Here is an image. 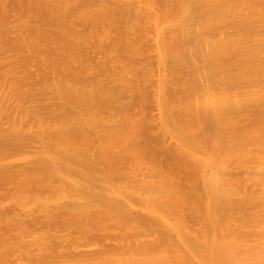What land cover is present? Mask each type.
<instances>
[{"label": "bare ground", "instance_id": "1", "mask_svg": "<svg viewBox=\"0 0 264 264\" xmlns=\"http://www.w3.org/2000/svg\"><path fill=\"white\" fill-rule=\"evenodd\" d=\"M12 1L0 264H264V0Z\"/></svg>", "mask_w": 264, "mask_h": 264}, {"label": "rangeland", "instance_id": "2", "mask_svg": "<svg viewBox=\"0 0 264 264\" xmlns=\"http://www.w3.org/2000/svg\"><path fill=\"white\" fill-rule=\"evenodd\" d=\"M12 1V0H11ZM13 2V1H12ZM12 4V3H11ZM112 6V5H111ZM11 7V6H10ZM15 13L14 12H11V16L8 18L10 21H13L14 19H15ZM76 32L78 33L77 35L79 36V38H80V40H84L85 41V39H83V38H85L86 36H83V33L85 32V28L84 27H82L81 25H79V26H77L76 27ZM115 32H112L111 33V35H110V37H109V40H108V42H112V41H110V38H114V37H116L115 36V34H114ZM11 35H13V34H11ZM86 40H87V42L89 43V44H87V48H86V50H85V52H83V50L82 49H80L81 51H82V53L80 52V50H79V52H80V54H81V59H84V58H99L100 60L102 59L101 58V56H102V54L100 53V52H102V49H103V47H104V45H100V44H98V43H96V44H93V38H89V37H87L86 38ZM113 41H115V39H113ZM93 45V46H92ZM38 52H40V54H38ZM48 52H50V49L49 48H45V50H44V52L41 50H36V51H30V52H26V56H29L30 57V60H31V66H30V70L34 73V75H35V77H36V79H39V78H41V76L44 74V72L39 68V66H38V59L41 57V56H44L45 55V53H48ZM76 52L77 53H79L78 52V50H66V51H64V52H61V54L62 55H72V54H74V56H76L77 54H76ZM48 72H49V70H47ZM155 143H158L157 141H155ZM156 150H158V149H156ZM149 152H145V154L144 155H146V154H148ZM146 156H148V155H146ZM160 160H164V156L163 155H160L159 157H158ZM178 176L179 177H183V173L182 172H178ZM7 208H5V211H8V209H10L9 207H8V209L6 210ZM60 211V210H59ZM58 211V212H59ZM61 212H62V210H61ZM62 213H58V215H61ZM33 215V214H32ZM30 216L29 215V217L27 216V218H25V223L24 224H26L28 221V223H30L31 221H30V219L31 220H33V218H34V220H36L37 218L36 217H34V216ZM37 216V215H36ZM31 217H33V218H31ZM36 218V219H35ZM59 218V217H58ZM27 220V221H26ZM32 221V223H34L35 221ZM38 221V222H37ZM35 223L36 224H38V223H41V222H39V220H37ZM27 223V225H25V226H28L29 227V225L30 224H32V223H30V224H28ZM34 223V224H35ZM36 224L34 225V227L36 226ZM31 226H33V225H31ZM39 226H40V224H39ZM38 226V227H39ZM37 227V226H36ZM74 228V227H73ZM71 231H72V235L71 236H73V235H75V233L73 234V232L75 231L76 233L78 232V228H74V230L73 229H71ZM97 231V232H96ZM99 230H95L94 229V231H91V232H93V235H94V233H96L95 234V236H93V235H91L92 233H88L87 234V239H85V240H88V238L89 237H94V238H92L93 240H95V241H97V240H101V238H104L102 241H99V242H97V243H99V244H102L103 243V245H99V246H97V247H100V249H101V247H102V249L103 250H109L110 249V247H115L117 244H116V242L113 240V235L112 234H114V232L112 231V230H105V231H102L101 232V230L99 231L100 233H105L103 236H101V234L98 232ZM107 231L109 232V233H107ZM99 233V234H98ZM90 234V235H89ZM109 234V235H108ZM100 235V236H99ZM108 235V236H107ZM110 235H112V236H110ZM115 235V234H114ZM104 236H106V237H104ZM110 236V237H109ZM115 238H116V236H114ZM97 238V239H96ZM91 238H89V240H92ZM84 240V241H85ZM116 240V239H115ZM143 240H146V238L144 239L143 238ZM86 242V241H85ZM118 243V242H117ZM97 245V244H96ZM119 245V244H118ZM75 246V245H74ZM82 246H84V245H81V246H77V248L78 249H76L75 250V248H76V246L74 247V250L73 251H77V250H79V251H83V250H87V252H90V250H94V249H96V247H95V245L93 246V245H91V246H93V247H87V246H85V248L83 247V248H80V247H82ZM104 246V247H103ZM87 247V248H86ZM109 247V249H107V248ZM62 248H65V247H62ZM71 249H72V246H71ZM71 249H61L60 248V250L58 251V252H60V253H67L68 252V250H70V252L69 253H71V252H73ZM99 249V250H100ZM65 250V251H64ZM89 250V251H88ZM78 251V252H79ZM94 251H98V249H96V250H94ZM78 252H76V253H78ZM83 252H85V251H83ZM92 252V251H91ZM73 253H75V252H73ZM72 254V253H71ZM20 263V262H19ZM21 264V263H20Z\"/></svg>", "mask_w": 264, "mask_h": 264}]
</instances>
